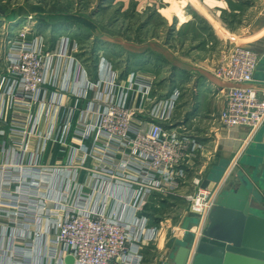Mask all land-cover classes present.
Instances as JSON below:
<instances>
[{
  "label": "built area",
  "instance_id": "obj_1",
  "mask_svg": "<svg viewBox=\"0 0 264 264\" xmlns=\"http://www.w3.org/2000/svg\"><path fill=\"white\" fill-rule=\"evenodd\" d=\"M24 38L20 34L11 41L0 59V136L8 128L7 152L20 154L0 165V216L7 221L0 229L3 237L11 229L13 240L9 248H0V264H66L67 257L72 264H142V248L160 230L150 224L151 206L160 204L162 196H180L201 150L174 126L180 88L152 98L153 79L132 72L120 80L106 67L91 83L85 77L70 92L64 87L50 92L47 86L55 83L46 74L52 67ZM63 57L65 52L52 56ZM258 62V55L243 46L222 52L213 72L228 85L215 120L220 126L246 127L252 134L264 123V89L252 85ZM67 92L85 105L77 109L75 104L76 123L71 130L64 126V133H70V142L62 143L66 159L41 165L42 147L55 130L53 119L48 135H39L31 151L25 138L36 134L47 112L45 98L55 112ZM224 182L206 189L194 178L193 190L181 196L189 218L196 219L188 224L193 239L184 264L196 255ZM178 230L175 239L185 232ZM14 244L21 247L14 250Z\"/></svg>",
  "mask_w": 264,
  "mask_h": 264
},
{
  "label": "rangeland",
  "instance_id": "obj_2",
  "mask_svg": "<svg viewBox=\"0 0 264 264\" xmlns=\"http://www.w3.org/2000/svg\"><path fill=\"white\" fill-rule=\"evenodd\" d=\"M106 2L0 0V59L9 50L11 41L23 34L24 40L35 46L36 53L52 68H57V63L67 58L69 65L78 63L92 72L95 68H111L116 74L120 73V80H125L132 73L128 69H137L139 62L143 64L145 61L148 62L146 69L155 73L152 98H156L173 84L174 71L166 59L173 62L175 57L194 55L197 50H210L217 53L219 59L228 48L242 46L245 41L241 30L250 25L252 32L264 23V10L260 4L255 6L256 10L246 9L232 16L226 15L224 23L219 26L212 25L205 13L193 8L179 10L175 0H157L145 9L130 3L125 7L120 2L112 5L110 0L105 6ZM53 20L59 24L51 26ZM100 47L104 49L103 54L97 55ZM62 52L65 57L52 58ZM149 57L152 60L147 61ZM95 80L87 77L89 83ZM161 198L160 204L151 206V220L157 224L158 230L161 229L156 241L157 246L163 248L166 239H169L168 246L171 244V235L177 237L179 231L174 222L187 203L175 195ZM191 219L196 222L195 218ZM171 228H174L173 233ZM161 239L162 245L159 244ZM149 247L153 249L151 245ZM153 258L154 253L146 254L142 264L152 263Z\"/></svg>",
  "mask_w": 264,
  "mask_h": 264
},
{
  "label": "crops",
  "instance_id": "obj_3",
  "mask_svg": "<svg viewBox=\"0 0 264 264\" xmlns=\"http://www.w3.org/2000/svg\"><path fill=\"white\" fill-rule=\"evenodd\" d=\"M157 0H110L114 5L118 2L122 3L123 7L128 3L135 5L138 8L145 9L150 7V3H154ZM167 2L171 0H158ZM178 2L177 7L179 10H185L186 7L193 8L196 11L205 13L209 17V22L213 25L224 23L226 15H235L240 11L246 9H254L257 4L262 5L261 10H264V0L257 3L253 0H175ZM108 2V0H107ZM105 3V6L108 3ZM182 2V4H180ZM248 5L250 8H248ZM187 15V14H186ZM204 16V14H203ZM207 17V18H208ZM54 24L58 25L56 20H53ZM219 25V26H220ZM250 25L241 30L242 46L254 51L258 57L259 62L254 73L253 87L256 89H264V23L258 30L250 31ZM104 49L100 47L97 55L103 54ZM152 57V55H150ZM166 56V55H165ZM154 57V56H153ZM166 58V57H165ZM217 53L210 50L196 51L193 55L190 53L187 56H177L172 61L165 60L169 66L173 69V84L171 87L164 89L163 95H169L174 87H178L181 90V96L177 107V112L174 116V126L180 128L190 138L195 140L201 145V150L198 153V157L194 160L187 170L185 182L178 192L180 196L178 199L183 200L182 195L193 190L191 182L194 178L200 180V187L206 189L215 188L218 183L225 180L222 188H229L236 184V171H241L253 184L254 188L259 192L264 204V123L252 134L246 127H222L215 120L219 113L224 108V88L228 85L221 80L217 79L214 75V68L217 63ZM152 60V58H147ZM59 64V65H58ZM141 64V65H140ZM57 68H52L47 71L46 79L52 81L55 85H48L50 92L67 88L70 92L75 88L79 80H83L85 77L91 76V79H97L100 76L101 69L95 68L94 72L91 69L78 66V63L69 65L67 58L62 59L57 63ZM127 66L126 68H129ZM138 68L133 67L130 72L138 74L142 77H148L153 79L154 71L146 69L148 62H139ZM128 73V72H127ZM120 74L119 72L117 73ZM53 76V77H52ZM222 91V92H221ZM161 94V93H160ZM48 98V97H46ZM45 98V104L47 106V112L41 117V121L36 129L35 135H29L28 149L35 147L38 136L48 135L50 118L55 123V130L53 137L50 140L45 141L40 154L41 165H54L58 162H63L67 156V146L63 145L70 142V133L65 134L63 129L65 125L70 126V130L74 127L78 111L71 112L72 107L77 109L83 108L85 101L76 102L75 99L67 92L64 97L63 106L55 112L49 111V98ZM36 106L32 108L35 111ZM9 113L7 114V118ZM5 135L0 136V165L11 163V161L18 159L20 154L16 155L7 149L10 145L9 129L4 127ZM20 134H12L10 136L19 137ZM4 149V152H2ZM7 152V153H6ZM18 156V157H17ZM84 178L83 174L81 180ZM187 204L180 210V216L176 223L178 227L182 226L184 220L189 218ZM6 219L0 216V223L6 224ZM8 224V223H7ZM152 226L157 227V224L152 220L150 221ZM10 226V224H9ZM161 229L158 231V233ZM174 228L170 229L173 233ZM177 233V237H180V230ZM158 235V234H157ZM12 230L8 228L5 237L2 236L0 229V248H6L12 246ZM157 237V236H156ZM169 238V237H168ZM171 244H166L162 247L157 246L156 238L153 242L146 244L142 248L141 254L143 260L146 254L150 252L154 253L153 262L150 264H163L167 261L172 248V241L175 239L174 235H171ZM162 240H159V244L162 245ZM169 242V241H168ZM158 244V245H159ZM14 250H17L19 244H14ZM149 245L152 246V250ZM159 245V246H160ZM4 263V262H3ZM143 263V261H142Z\"/></svg>",
  "mask_w": 264,
  "mask_h": 264
},
{
  "label": "water",
  "instance_id": "obj_4",
  "mask_svg": "<svg viewBox=\"0 0 264 264\" xmlns=\"http://www.w3.org/2000/svg\"><path fill=\"white\" fill-rule=\"evenodd\" d=\"M236 184L222 188L210 212L196 255L191 264H264V204L251 181L236 171ZM186 218L181 239L172 241L167 261L163 264H184L193 235ZM72 258L65 259L72 264Z\"/></svg>",
  "mask_w": 264,
  "mask_h": 264
}]
</instances>
